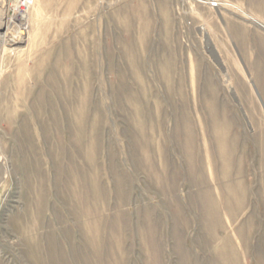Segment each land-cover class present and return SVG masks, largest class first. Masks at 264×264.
Returning a JSON list of instances; mask_svg holds the SVG:
<instances>
[{
    "label": "rangeland",
    "instance_id": "1",
    "mask_svg": "<svg viewBox=\"0 0 264 264\" xmlns=\"http://www.w3.org/2000/svg\"><path fill=\"white\" fill-rule=\"evenodd\" d=\"M26 1L0 264H264V0Z\"/></svg>",
    "mask_w": 264,
    "mask_h": 264
},
{
    "label": "bare ground",
    "instance_id": "2",
    "mask_svg": "<svg viewBox=\"0 0 264 264\" xmlns=\"http://www.w3.org/2000/svg\"><path fill=\"white\" fill-rule=\"evenodd\" d=\"M3 2V1H2ZM22 4H23V6H25L26 4H27V1L26 0H17V2H16V4H15V6L12 8L13 9V11H17L18 12V9H19V7L20 6H22ZM20 10V9H19ZM18 14H20V13H18ZM2 17H3V15L1 16V18H0V32L2 31V27H7V26H9V23H8V25L5 23V22H3V20H2ZM10 18H14V17H10ZM9 29V28H8ZM8 31V30H7ZM6 31V32H7ZM6 34L7 33H5V34H0V46L1 45H4V44H6V43H8V44H12V43H15V42H21L24 38H25V34H23L22 33V31H19V29H18V32H17V36L16 37H13V38H9L8 40L6 39L7 38V36H6ZM202 36L205 38V32H203L202 33ZM35 112V111H34ZM42 113V112H41ZM11 120V119H10Z\"/></svg>",
    "mask_w": 264,
    "mask_h": 264
},
{
    "label": "built area",
    "instance_id": "3",
    "mask_svg": "<svg viewBox=\"0 0 264 264\" xmlns=\"http://www.w3.org/2000/svg\"><path fill=\"white\" fill-rule=\"evenodd\" d=\"M216 4H217V3L213 2V1L210 2V3H208V5H209L211 8H217V5H216ZM25 8H26V7L23 6V4H22V6L19 7L20 10L18 9V12H17V11L15 12V11H13V9H11L12 12H11V16H10V17H14V20H15V18L18 17V15H19L18 13H21V14H22V13L24 12Z\"/></svg>",
    "mask_w": 264,
    "mask_h": 264
},
{
    "label": "crops",
    "instance_id": "4",
    "mask_svg": "<svg viewBox=\"0 0 264 264\" xmlns=\"http://www.w3.org/2000/svg\"><path fill=\"white\" fill-rule=\"evenodd\" d=\"M260 67H262V66H260ZM262 68H263V67H262ZM260 74H261V75H260ZM261 76L264 77V73H260V72H259V78L255 81V82H257V83L260 84V85L264 84V78L262 79ZM259 90L262 92V91H264V88H263L262 86H260Z\"/></svg>",
    "mask_w": 264,
    "mask_h": 264
},
{
    "label": "water",
    "instance_id": "5",
    "mask_svg": "<svg viewBox=\"0 0 264 264\" xmlns=\"http://www.w3.org/2000/svg\"><path fill=\"white\" fill-rule=\"evenodd\" d=\"M264 108V107H263Z\"/></svg>",
    "mask_w": 264,
    "mask_h": 264
}]
</instances>
